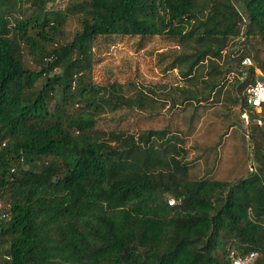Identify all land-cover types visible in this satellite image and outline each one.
Instances as JSON below:
<instances>
[{
	"label": "trees",
	"instance_id": "1",
	"mask_svg": "<svg viewBox=\"0 0 264 264\" xmlns=\"http://www.w3.org/2000/svg\"><path fill=\"white\" fill-rule=\"evenodd\" d=\"M55 1L0 0V264H264V124L241 134L245 175L220 176L223 136L192 165L185 149L209 102L254 110L226 77L241 42L264 39V0ZM99 37L178 42L165 71L186 83L173 99L186 130L143 126L162 114L150 88L136 132L99 114L118 107L93 81Z\"/></svg>",
	"mask_w": 264,
	"mask_h": 264
},
{
	"label": "rangeland",
	"instance_id": "2",
	"mask_svg": "<svg viewBox=\"0 0 264 264\" xmlns=\"http://www.w3.org/2000/svg\"><path fill=\"white\" fill-rule=\"evenodd\" d=\"M73 1L76 0H56L54 6L64 10ZM80 29L79 18L76 15H70L65 25L67 39H73ZM180 51L177 41L161 37H151L144 41L139 37L97 38L94 42L93 81L97 87L105 89L109 87L110 93L115 97L112 102L118 105L117 108L111 105L112 108L110 107L99 114L122 118L124 119L122 120L123 124H130V128H134L133 132H136L142 123L138 122L142 120V115L137 112L136 104L142 93H145L146 99H149L152 93L147 88H150L157 94L155 98L158 100V104L156 105L159 106L160 103L159 108L162 109L160 110L162 114L155 122L149 124L150 126L144 123L143 126L163 129L169 125L173 129L186 130L185 114L182 113L180 104H178L180 100L174 101L176 98H180L177 87L184 86L186 83L180 78L177 71H165L171 57ZM244 55L253 60L252 68L256 75L264 80V39L250 38L242 41L238 51L234 54V63L238 71L227 74V87L230 88L235 80L240 78L242 84L236 88L240 97H244L247 86L251 84L253 78L251 74L242 77L238 73L246 70V66L240 63ZM26 58L30 67L39 68L31 56ZM209 104L210 106L205 112L198 113L200 119L194 122V131L186 138L185 149L189 152L186 155V160L192 165L197 155L204 154L202 148L215 145L223 136L224 159L221 162L220 176L223 177L231 173L230 178H233L238 174H247L248 170L254 168V164L249 160L251 149L243 143L241 134L262 127L264 107L254 110L247 109L243 105L228 108L231 103L222 98L217 103L209 102ZM178 110L179 115L176 116L175 113ZM170 119H172L171 122ZM231 121H235L236 126L231 127ZM194 167L196 168V163ZM196 170H200L199 174L203 175V168H196ZM1 261L0 258V263Z\"/></svg>",
	"mask_w": 264,
	"mask_h": 264
},
{
	"label": "built area",
	"instance_id": "3",
	"mask_svg": "<svg viewBox=\"0 0 264 264\" xmlns=\"http://www.w3.org/2000/svg\"><path fill=\"white\" fill-rule=\"evenodd\" d=\"M242 64L246 67L254 66V62L250 57L243 59ZM245 99L247 104L253 109H258L264 104V80L259 78L253 84H250L245 91ZM174 200L170 204H174ZM232 264H254L258 258L257 252H251L244 256L236 257L232 255Z\"/></svg>",
	"mask_w": 264,
	"mask_h": 264
}]
</instances>
